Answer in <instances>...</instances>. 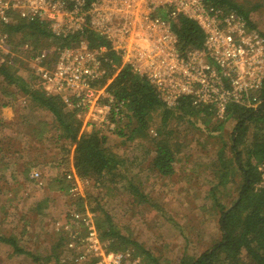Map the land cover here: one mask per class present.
Wrapping results in <instances>:
<instances>
[{
	"label": "rangeland",
	"instance_id": "rangeland-1",
	"mask_svg": "<svg viewBox=\"0 0 264 264\" xmlns=\"http://www.w3.org/2000/svg\"><path fill=\"white\" fill-rule=\"evenodd\" d=\"M234 2L244 11H249L252 22V28L248 26L249 29L264 39V0ZM6 15L11 19L9 23L19 19L27 21L16 11H9ZM54 24L48 23L51 30ZM31 43L32 37L20 34L10 38L0 27V62L8 61L19 76L34 83L48 95H57L62 99L65 92L54 93L52 85L39 72V69H43L51 75L57 66L60 51L48 42H43L38 49ZM78 47L77 44L71 46ZM1 80L0 116L9 120L7 122L10 126L0 131V145L16 144L9 155L0 153L2 235L16 238L20 247L40 257L45 261L44 264H54L56 257L66 264H74L73 259L79 254L68 248L69 232L65 229L70 227V231L76 226L71 218L76 213L93 214L92 220L106 253L130 252L144 264H183L187 258L199 257L221 240L222 209L217 204L224 209L232 206L242 181L239 174L235 180L221 184V151H224L226 160L234 159L230 149V135L235 125L232 118L220 119L212 111L214 115L204 119L171 120L166 133L172 132L168 137L176 152V172L170 178H161L151 170L153 140L158 138L160 114L154 116L148 138L136 140L130 138L128 119H116L108 115L112 127L100 128L102 132L99 134L107 138L109 149L126 161L128 178L118 183H96L95 179H81L79 184L74 185L67 178L72 173L71 156L57 154L58 150L49 140L45 142L48 150L46 163L38 155L36 157L40 160L35 165L30 163V168L25 172L19 166L24 161L17 160L18 152L15 154L13 150L16 148L15 151H24L27 148L26 143L32 137L28 132L29 127L36 126L40 121H53L50 114L34 107L19 92L10 90L13 95L11 98ZM102 102L106 103V99ZM91 112L99 116L95 107ZM93 115L86 116L81 111V134L97 132L100 122ZM44 136L50 137L49 134ZM261 172L264 183L263 167ZM35 173L39 174L38 178H35ZM62 177L71 186L69 192L65 193L56 187L57 180ZM131 182L139 187L148 202L140 204L135 201L130 190ZM74 187L77 190L73 192ZM105 215L110 218L118 233L138 243L149 256L133 246L111 249L110 241L101 239L100 231L104 228L102 221ZM77 225L81 229L80 238L87 239L88 229L83 224ZM87 249L86 242L78 251L86 252ZM0 264H32V261L25 255H15L11 247L0 243Z\"/></svg>",
	"mask_w": 264,
	"mask_h": 264
},
{
	"label": "built area",
	"instance_id": "built-area-1",
	"mask_svg": "<svg viewBox=\"0 0 264 264\" xmlns=\"http://www.w3.org/2000/svg\"><path fill=\"white\" fill-rule=\"evenodd\" d=\"M9 11L27 20L55 23L52 32L58 37L91 32L107 43L91 49L81 39L78 48L58 49L59 60L51 75L39 69L54 93L65 92V105L86 116L96 108L98 133L100 128L112 127L108 115L122 118L124 103L107 88L124 67L145 77L169 108L188 96L194 105L208 106L225 119L231 105L257 108L262 103L263 37L236 12H225L206 0H0V22H10ZM181 15L195 21L205 34L203 48L184 56L172 28ZM67 178L74 185L81 181L73 172ZM93 217L90 212L73 214L76 226L65 229L68 248L79 254L74 264H144L130 252L106 253ZM77 224L88 229L87 239L80 238ZM85 241L86 252L78 251Z\"/></svg>",
	"mask_w": 264,
	"mask_h": 264
},
{
	"label": "trees",
	"instance_id": "trees-1",
	"mask_svg": "<svg viewBox=\"0 0 264 264\" xmlns=\"http://www.w3.org/2000/svg\"><path fill=\"white\" fill-rule=\"evenodd\" d=\"M206 2L225 12H236L252 28L249 11H244L234 0H206ZM0 27L1 31L10 38L20 36V34L32 37L33 43L31 44L35 49L42 46L43 42H48L57 50H63L78 44L81 39L85 40L91 49L107 44L91 32L58 37L49 28L48 23L37 19L32 21L19 19L11 23L1 21ZM172 28L178 39V51L182 56L192 50L203 48L205 34L195 21L181 15L173 22ZM23 51L27 50L23 49ZM107 55L112 57V53ZM0 78L6 91L9 90L7 94L11 95V98L13 95L10 90L17 91L34 107L46 111L52 117L53 122L51 123L40 121L36 126L29 127L28 132L32 137L26 143L27 148L24 151H15L16 148L13 150L15 154L18 152L17 160L24 161L22 165H19L22 166L24 172L30 168V163L35 165L40 160L36 157L38 155L41 156L43 163L47 162L45 155L48 150L45 148V142L49 140L58 150L57 154L65 153L71 156L73 173L80 179H95L96 183L100 181L118 183L128 178L126 161L109 149L105 136L98 132L81 134V111L68 108L61 97L48 95L34 83L19 76L8 61L0 62ZM107 91L113 94L118 102L124 103L121 114L122 118L129 121L127 127L130 130L131 140L147 139L154 116L156 113L160 114L161 125L157 131L158 138L153 140L154 156L151 160V170L161 178H170L176 172V152L168 137L172 132L166 133L170 121L204 119L214 115L210 107L196 106L193 104L192 97L188 96L182 97L174 108L167 107L153 85L129 67H124L119 72ZM261 92L262 103L257 108L231 105L227 110L226 118H232L235 121L230 135V149L234 159L226 160L224 151H221L219 155L220 173L223 180L221 184L235 180L239 174L242 181L238 189V197L232 206L224 209L217 204L222 209L221 240L199 257L187 258L183 264H264V186L259 187L263 174L261 167L264 168V89ZM6 126L10 124L3 121L0 116V131ZM45 134H49L50 137L46 138ZM30 141L35 143L32 144ZM14 145L16 144L0 145V153L9 155ZM21 153L22 155H19ZM19 171L22 173L21 170ZM57 186L65 193L71 188L64 177L57 180ZM130 190L136 202L140 204L148 202L139 187L133 185L132 182ZM102 224L104 228L100 231L101 239L109 240L111 249H126L128 246H133L149 256V253L138 243L118 233L107 215ZM0 243L11 247L15 255H25L32 261V264H44L45 262L20 247L14 237H6L0 233ZM54 264L66 263L56 257Z\"/></svg>",
	"mask_w": 264,
	"mask_h": 264
},
{
	"label": "crops",
	"instance_id": "crops-1",
	"mask_svg": "<svg viewBox=\"0 0 264 264\" xmlns=\"http://www.w3.org/2000/svg\"><path fill=\"white\" fill-rule=\"evenodd\" d=\"M3 121H5L6 123H8L7 121H9V120H7L6 118L5 119H3ZM72 167V166H71ZM71 171L73 172V169L71 168Z\"/></svg>",
	"mask_w": 264,
	"mask_h": 264
}]
</instances>
